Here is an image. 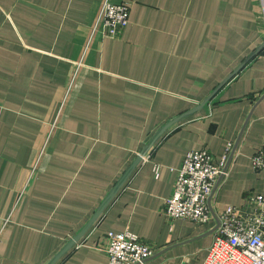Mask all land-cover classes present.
Wrapping results in <instances>:
<instances>
[{
  "label": "crops",
  "instance_id": "1",
  "mask_svg": "<svg viewBox=\"0 0 264 264\" xmlns=\"http://www.w3.org/2000/svg\"><path fill=\"white\" fill-rule=\"evenodd\" d=\"M104 1L0 0V264H108L127 231L204 264L214 222L164 213L190 151L232 149L217 208L264 196V0H111L117 39Z\"/></svg>",
  "mask_w": 264,
  "mask_h": 264
},
{
  "label": "built area",
  "instance_id": "2",
  "mask_svg": "<svg viewBox=\"0 0 264 264\" xmlns=\"http://www.w3.org/2000/svg\"><path fill=\"white\" fill-rule=\"evenodd\" d=\"M131 4L105 0L99 22L106 38L117 39L127 28ZM232 149L217 162L207 149L186 154L178 170L171 196L164 207L171 220H190L197 225L214 222V241L204 264H264V196L250 198L248 211L235 206H215V194L229 174ZM264 171V150L253 158ZM159 168H156L158 175ZM108 264H145L156 249L132 232L109 233L103 249Z\"/></svg>",
  "mask_w": 264,
  "mask_h": 264
},
{
  "label": "water",
  "instance_id": "3",
  "mask_svg": "<svg viewBox=\"0 0 264 264\" xmlns=\"http://www.w3.org/2000/svg\"><path fill=\"white\" fill-rule=\"evenodd\" d=\"M70 247L71 246L67 247L66 250H64L63 252H61V254L54 260V262L52 264H54L56 262V260L59 259Z\"/></svg>",
  "mask_w": 264,
  "mask_h": 264
}]
</instances>
